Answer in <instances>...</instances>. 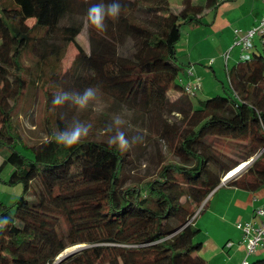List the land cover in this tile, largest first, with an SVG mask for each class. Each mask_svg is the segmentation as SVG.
Here are the masks:
<instances>
[{
  "label": "trees",
  "instance_id": "16d2710c",
  "mask_svg": "<svg viewBox=\"0 0 264 264\" xmlns=\"http://www.w3.org/2000/svg\"><path fill=\"white\" fill-rule=\"evenodd\" d=\"M101 2L110 0H0V175L12 166L6 183L23 187L12 206L0 201V218L8 219L0 264H207L195 222L206 199L224 185L264 188V33L249 60L227 69L223 91L202 100L201 90L186 92L192 62L177 45L184 26L206 25L223 0H183L177 11L172 0H120V17L99 31L87 12ZM86 26L89 49L78 41ZM70 45L77 54L64 70ZM27 56L34 63L24 69ZM23 70L57 90L45 91L46 137L31 145L15 124L18 105L38 89ZM93 86L111 112L163 141L175 162L160 149L148 153L155 141L142 134L127 151L110 147L107 118L79 143H57L69 103L53 106V96ZM143 159L154 168L139 177L133 172ZM251 264H264V255Z\"/></svg>",
  "mask_w": 264,
  "mask_h": 264
},
{
  "label": "crops",
  "instance_id": "0c3cea01",
  "mask_svg": "<svg viewBox=\"0 0 264 264\" xmlns=\"http://www.w3.org/2000/svg\"><path fill=\"white\" fill-rule=\"evenodd\" d=\"M223 1L215 12L206 13V25L197 26L202 31H191L180 52V55L188 56L192 62L188 75L191 80L201 79L202 92L203 79H206L207 72L197 69L196 62H193V50L199 49L200 58L197 61L205 63L206 70L211 69L220 80L214 65L222 67V60L229 53V59H226L224 66L227 71L235 49V40L264 21V0ZM259 40L255 38L254 41ZM211 51L216 53V58L214 63L209 64L206 55ZM190 71L193 75H190ZM219 88L217 85L216 91L207 92V95L221 93ZM205 204L204 211L198 214L195 221L201 229V235L204 234L201 237L203 247L200 256L207 264H243L245 260L250 264L254 263L260 255L247 256L244 235L237 225L264 221V215H257L259 209L264 210V188L258 192H250L224 185L216 189L206 199Z\"/></svg>",
  "mask_w": 264,
  "mask_h": 264
},
{
  "label": "rangeland",
  "instance_id": "374dc122",
  "mask_svg": "<svg viewBox=\"0 0 264 264\" xmlns=\"http://www.w3.org/2000/svg\"><path fill=\"white\" fill-rule=\"evenodd\" d=\"M182 2L183 0H172L171 2L172 9L175 11L179 10L182 6ZM262 20H264V18ZM260 25L261 23L258 26ZM193 29H197L195 31H202L197 27H190L188 25L184 26L182 31V39L177 45L178 54H181L180 52L182 46L188 39V36L190 37L191 31ZM256 40H259V35H257ZM78 41L82 46L89 49L90 42H89V32L87 26L84 28L82 34L78 37ZM192 41L193 44L194 38H192ZM76 54H77V50L75 46L70 45L68 47V51L66 53V56L62 64L64 70H68L71 68L75 60ZM199 54H200L199 49L193 50V55H192L193 62H196L197 69L203 71L205 70L207 72V76L206 79L205 78L203 79V92L201 91L198 93V98L202 100H206L208 97L216 94V93H211L210 95H207V92L216 91L215 87L217 85L220 86L219 91L222 92L223 91L222 82H224L225 86H227L229 83L227 72L224 67L226 65V57L224 56V59L222 60L223 63L222 67H220V65L218 64L214 65L213 67L217 72L219 78H221L219 80L215 77V74L211 69L206 70V68L204 67L205 63L203 62L200 63L197 61L198 58H200ZM241 55H242L241 47H235L231 59L229 60V69H232L233 66L239 62V60L241 59ZM206 56L209 64L215 62L214 59L216 58V53L214 51L209 52ZM33 63H34V59L30 56H27L23 60L24 69H27L30 65H33ZM22 76L28 83L33 84L38 88L37 93H35V95L29 99V102H21L18 105L15 112V124L17 125L24 139V142L27 145H31L42 141L46 137V134L44 132V119L46 118L45 91L46 90L57 91V90H55L52 85L48 84L47 80H43L28 71L23 70ZM110 107H111V100L104 94L98 92L96 98L93 101L89 102V104L86 107L79 108L69 103L66 110V114H64L65 117H63V119L65 120L68 126H70L75 121H80L85 125H90L91 127L89 129H92L99 119L107 118L110 119L111 121H114L116 116H120L124 121V123L120 127H122L124 131L127 130V133H129V135L130 134L132 135L131 138L138 134H142L143 138L147 139V137H151L154 139L155 142L151 143L150 145L147 144L148 140L144 141V143L147 144L148 153H154L156 151H159L160 149L162 154H164L167 163L175 162L174 156L172 155L169 148L165 145L163 141L159 140V138H156L154 135L150 134L143 128L136 126L133 123H130L128 118H125L119 114L111 112ZM127 114L131 118H134L131 115V113L127 112ZM153 168H154L153 166H149L148 161L143 159L139 165V168L135 170L133 173H135V175H138L139 177H144L147 175L148 171L150 170L152 171ZM12 169H13L12 166L8 165L0 175V201L7 203L10 206H12L23 193L22 186L20 185L9 186L6 183ZM243 170L241 172H243ZM202 235L204 236V234ZM202 235L200 236V239L201 237H203Z\"/></svg>",
  "mask_w": 264,
  "mask_h": 264
},
{
  "label": "clouds",
  "instance_id": "9594fccd",
  "mask_svg": "<svg viewBox=\"0 0 264 264\" xmlns=\"http://www.w3.org/2000/svg\"><path fill=\"white\" fill-rule=\"evenodd\" d=\"M122 11L120 0H110L108 3H94L88 8L87 16L89 22L99 31L107 29V19H118ZM99 91L98 86L86 87L83 91H60L52 98V105H64L70 103L79 108L86 107L93 101ZM124 121L120 116H116L113 123L110 124L106 132L111 133L108 139L110 147H115L121 152L127 151L134 143L140 142L141 136H134L131 139L126 135L122 127ZM90 125H85L80 121L73 122L70 126L54 131L53 136L57 143L65 147H71L80 142L82 137L86 136ZM8 223L7 218H0V226Z\"/></svg>",
  "mask_w": 264,
  "mask_h": 264
},
{
  "label": "built area",
  "instance_id": "2783aa9c",
  "mask_svg": "<svg viewBox=\"0 0 264 264\" xmlns=\"http://www.w3.org/2000/svg\"><path fill=\"white\" fill-rule=\"evenodd\" d=\"M264 33V21L260 26L248 30L245 35L238 37L233 47H241V59L243 61L249 60L251 58V51L254 47V40L257 35L261 36ZM226 59L229 57V53L225 54ZM190 75L193 72L190 71ZM202 88V83L200 78H196L186 84L185 89L188 94H194L200 91ZM224 181V180H223ZM258 216L264 215V210L259 209L257 211ZM238 229L242 231L245 239V248L247 256L252 255H264V221L259 223H247L238 224ZM243 264H250L248 261H244Z\"/></svg>",
  "mask_w": 264,
  "mask_h": 264
},
{
  "label": "water",
  "instance_id": "95a60500",
  "mask_svg": "<svg viewBox=\"0 0 264 264\" xmlns=\"http://www.w3.org/2000/svg\"><path fill=\"white\" fill-rule=\"evenodd\" d=\"M249 164H250V162H248V163H244L243 165L239 166L238 168H236V169L234 170V171H235V174H234V175H231V176L228 177V175L231 173V172H230V173L225 177V179H224L222 185L226 184L228 181H230L231 179L235 178L236 175H237L238 173H240V172H241L245 167H247ZM75 248L80 249V248H82V246L72 247L71 249H75ZM67 251H68V250H67ZM67 251H65V252H64V253L58 258V262L61 261V260H63L64 258H66V257L69 255V254L66 253Z\"/></svg>",
  "mask_w": 264,
  "mask_h": 264
},
{
  "label": "bare ground",
  "instance_id": "6f19581e",
  "mask_svg": "<svg viewBox=\"0 0 264 264\" xmlns=\"http://www.w3.org/2000/svg\"><path fill=\"white\" fill-rule=\"evenodd\" d=\"M234 174H235V171L233 170V171L228 175V177L231 176V175H234ZM77 250H78V248L70 249V250H68L66 253H67V254H71V253H73V252H75V251H77Z\"/></svg>",
  "mask_w": 264,
  "mask_h": 264
}]
</instances>
